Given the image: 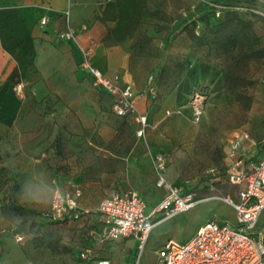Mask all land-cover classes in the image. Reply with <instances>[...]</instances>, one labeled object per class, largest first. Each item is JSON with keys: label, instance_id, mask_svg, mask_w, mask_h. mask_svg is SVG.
<instances>
[{"label": "rangeland", "instance_id": "rangeland-1", "mask_svg": "<svg viewBox=\"0 0 264 264\" xmlns=\"http://www.w3.org/2000/svg\"><path fill=\"white\" fill-rule=\"evenodd\" d=\"M109 1L0 0V8L16 7L36 23L51 22L50 36L40 43L44 52L60 44L95 48L90 32L102 28L100 43L125 53L126 78L142 96L136 109L148 118L144 136L137 137L134 118L115 115L113 99L79 73L73 55L69 68L54 74L49 66L40 72L28 64L21 79L13 70L23 96L0 82V97L7 101L3 114L17 106L13 123L0 121V255L6 264H135L140 252L133 240L92 238L86 219L58 223L47 214L54 191L73 186L81 190L79 205L91 212L127 189L141 195L149 212L166 194L157 186L159 155L167 182L203 201L155 226L139 264H154L158 248L168 240L186 242L209 219L235 224L234 210L220 200L236 192L225 179L226 152L238 132L264 138V3L255 17L252 0L220 1L231 4L225 9L215 0H146L140 25L115 44L105 40L116 20L105 11ZM71 11L75 41L58 42L54 33L66 27ZM4 61L0 54V70ZM28 180L47 187L44 204H22L18 193ZM94 227L101 233L98 223ZM15 232L23 243L14 241ZM86 250L89 260L83 261L80 252Z\"/></svg>", "mask_w": 264, "mask_h": 264}, {"label": "built area", "instance_id": "built-area-1", "mask_svg": "<svg viewBox=\"0 0 264 264\" xmlns=\"http://www.w3.org/2000/svg\"><path fill=\"white\" fill-rule=\"evenodd\" d=\"M253 1L257 5L264 3V0ZM252 11L261 15L259 10ZM65 22L66 27L55 33V40L62 43L74 42L76 34L70 25L69 13L66 14ZM48 23L47 18H42L39 26L45 28ZM79 50V69L92 78L95 86L113 99L115 115L132 116L137 124L136 136H144L148 118L136 109L141 94L119 74L107 76L95 67L92 62V46L79 47ZM13 87L17 94L23 96L22 82ZM195 118L199 120L200 112L195 113ZM226 160L228 164L225 179L236 192L234 196L226 195L220 200L234 210L235 224L209 219L186 242L168 240L158 248L155 251L154 264H264V225L260 226V215L264 212V138L255 141L244 132L236 133L226 152ZM164 163L162 156L154 158V165L160 173L157 186L164 189L166 194L149 212H146L147 206L141 195L133 189L110 194L91 212L79 205L81 190L73 186L70 191H54L47 217L58 223L86 219L89 224L86 233L92 238L133 240L140 252L135 263L139 264L140 255L155 226L188 212L203 201L195 191H181L170 185L161 175L165 169ZM214 182L212 180L210 184ZM96 223L99 224L101 233L94 227ZM4 233L1 230L0 236ZM12 236L16 243H23L24 236L21 233L15 232ZM80 259L88 261L89 251L80 252ZM0 264H6L1 255ZM94 264L110 263L98 261Z\"/></svg>", "mask_w": 264, "mask_h": 264}, {"label": "crops", "instance_id": "crops-1", "mask_svg": "<svg viewBox=\"0 0 264 264\" xmlns=\"http://www.w3.org/2000/svg\"><path fill=\"white\" fill-rule=\"evenodd\" d=\"M215 1L220 2L225 0ZM75 15V11H71L69 14V20L72 24L77 23ZM50 25L51 22L45 28H41L39 22L36 23L34 15L28 14L22 9L16 7L0 8V54L5 57L4 64L0 70V82L5 81L7 84L13 86L14 84L11 83V72L17 70L19 77L23 79L22 69H24V75H26L28 64L33 65L40 72H42L41 66H49L51 74L66 70L69 68L66 61L72 59V55L76 59L79 73L87 76L79 69L80 50L78 45L69 47L60 44L58 50H47L46 52L42 50L40 43L42 39L50 36L48 35V32L51 31ZM90 34L93 37V43L96 44L92 59L93 65L107 76L119 74L125 82H130V79L126 78L128 75L127 57L123 50L118 47L106 48L103 46L100 43L103 36L102 28L97 25L93 27ZM72 43L70 42V44ZM70 69L72 71L75 69L74 64H71ZM3 103L5 104L7 101L0 97V121L5 125L13 123L17 106L14 105L10 113L3 114L1 111ZM25 263L30 262L22 264Z\"/></svg>", "mask_w": 264, "mask_h": 264}, {"label": "trees", "instance_id": "trees-1", "mask_svg": "<svg viewBox=\"0 0 264 264\" xmlns=\"http://www.w3.org/2000/svg\"><path fill=\"white\" fill-rule=\"evenodd\" d=\"M252 10H261L260 6L257 5L253 0L250 2ZM146 0H112L107 2L105 11L109 15L115 16V26L108 28L105 35V40H109L116 43H119L126 38L130 37L136 28L140 25L142 16V10L144 9ZM215 4L224 6V9L231 7L229 3L215 2ZM255 17H261V15L254 13ZM11 83L14 85L19 83V80L14 81L11 78Z\"/></svg>", "mask_w": 264, "mask_h": 264}, {"label": "clouds", "instance_id": "clouds-1", "mask_svg": "<svg viewBox=\"0 0 264 264\" xmlns=\"http://www.w3.org/2000/svg\"><path fill=\"white\" fill-rule=\"evenodd\" d=\"M18 196L22 204L36 207L44 204L48 199V189L43 184L28 180L21 187Z\"/></svg>", "mask_w": 264, "mask_h": 264}]
</instances>
